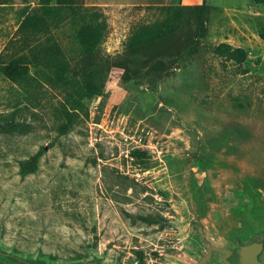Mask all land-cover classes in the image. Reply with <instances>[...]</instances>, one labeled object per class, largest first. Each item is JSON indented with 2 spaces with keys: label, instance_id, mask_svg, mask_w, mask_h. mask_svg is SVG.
Returning a JSON list of instances; mask_svg holds the SVG:
<instances>
[{
  "label": "rangeland",
  "instance_id": "rangeland-1",
  "mask_svg": "<svg viewBox=\"0 0 264 264\" xmlns=\"http://www.w3.org/2000/svg\"><path fill=\"white\" fill-rule=\"evenodd\" d=\"M151 1L0 0V64L28 39L57 44L74 70L90 22L104 24L101 53L121 54L159 21L157 7L179 4ZM247 2L210 0L231 9L215 13L191 61L161 78L113 69L76 111L55 67L22 82L0 71V264H198L208 243L239 264L242 245L264 242V4ZM34 16L47 28L21 27ZM221 43L247 60L217 56L210 46ZM41 148L37 171L22 176ZM207 264L225 263L215 252Z\"/></svg>",
  "mask_w": 264,
  "mask_h": 264
},
{
  "label": "trees",
  "instance_id": "trees-1",
  "mask_svg": "<svg viewBox=\"0 0 264 264\" xmlns=\"http://www.w3.org/2000/svg\"><path fill=\"white\" fill-rule=\"evenodd\" d=\"M248 1L264 4V0ZM157 9L161 11L159 21L146 24L134 32L123 52L116 56L101 53L99 48L104 24L90 22L77 34L82 53L74 70H70L69 62L62 56L57 44L46 41L33 43L25 39L19 47L22 54L1 63L0 71L9 80L22 82L31 76L33 70L55 67L60 80L73 88L69 96L72 111H76L85 101L103 94L113 69H138L159 78L174 74L207 47L205 41L210 34L212 15L216 8L204 0L200 5L168 4ZM34 17H28L21 27L27 24L28 28L39 31L47 28L48 21L44 16ZM258 31L264 40V17L258 21ZM210 47H213L217 56L239 66L248 57L244 49L228 43ZM75 113L69 112L67 121L59 128L60 134L64 135L72 129ZM44 152V148H41L22 161L20 174L26 176L36 172Z\"/></svg>",
  "mask_w": 264,
  "mask_h": 264
},
{
  "label": "water",
  "instance_id": "water-1",
  "mask_svg": "<svg viewBox=\"0 0 264 264\" xmlns=\"http://www.w3.org/2000/svg\"><path fill=\"white\" fill-rule=\"evenodd\" d=\"M264 250V242L257 241L250 244L242 245L238 250L237 254L239 256V264H264L260 259V255ZM215 252L222 254V261L225 264H234L231 262L230 258L235 254V251L229 248L216 247L208 243L207 252L204 254L203 259L198 264H207L213 258ZM82 264H99L97 260L95 261H85Z\"/></svg>",
  "mask_w": 264,
  "mask_h": 264
},
{
  "label": "crops",
  "instance_id": "crops-1",
  "mask_svg": "<svg viewBox=\"0 0 264 264\" xmlns=\"http://www.w3.org/2000/svg\"><path fill=\"white\" fill-rule=\"evenodd\" d=\"M154 1H155L154 3L159 4V3L164 2V1H166V0H154ZM203 1H204V0H178V2L181 3L182 5H200V4L203 3ZM150 2H152V1L150 0ZM206 2H207V4H209V5H211V6H214V7L216 8V11L213 13L212 18L214 17L215 13H216L218 10H220V9H222V10H224V11H227V10H230V9H231V8H228L227 6H215V5H212V4H210V0H206ZM247 3H248V4L250 3L251 6H252V4H254V5H256L255 7L261 5V4H256V3H254V2H250V1H248ZM211 21H212V20H211ZM208 37H209V36H208Z\"/></svg>",
  "mask_w": 264,
  "mask_h": 264
},
{
  "label": "flooded vegetation",
  "instance_id": "flooded-vegetation-1",
  "mask_svg": "<svg viewBox=\"0 0 264 264\" xmlns=\"http://www.w3.org/2000/svg\"><path fill=\"white\" fill-rule=\"evenodd\" d=\"M261 256V255H260Z\"/></svg>",
  "mask_w": 264,
  "mask_h": 264
}]
</instances>
